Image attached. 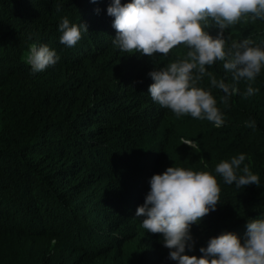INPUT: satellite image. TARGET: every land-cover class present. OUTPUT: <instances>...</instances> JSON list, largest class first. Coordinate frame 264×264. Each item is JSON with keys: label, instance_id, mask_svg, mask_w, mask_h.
I'll return each mask as SVG.
<instances>
[{"label": "trees", "instance_id": "obj_1", "mask_svg": "<svg viewBox=\"0 0 264 264\" xmlns=\"http://www.w3.org/2000/svg\"><path fill=\"white\" fill-rule=\"evenodd\" d=\"M112 2L0 0V264H177L162 234L148 233L136 216L151 177L173 166L209 172L221 189L216 210L191 226L195 244L184 254L201 256L222 233L243 242L248 222L264 219V66L251 82L234 81L222 61L206 66L210 75L197 87L216 99L220 127L178 117L151 99L148 73L189 49L153 57L120 51ZM63 18L88 28L71 48L60 43ZM224 35L226 50L245 39L264 48V20H242ZM33 44L55 50L58 62L33 73ZM212 78L237 89L226 104ZM249 83L258 91L246 96ZM251 120L255 128L246 126ZM240 154L237 175L247 165L259 185L238 188L215 172Z\"/></svg>", "mask_w": 264, "mask_h": 264}, {"label": "clouds", "instance_id": "obj_2", "mask_svg": "<svg viewBox=\"0 0 264 264\" xmlns=\"http://www.w3.org/2000/svg\"><path fill=\"white\" fill-rule=\"evenodd\" d=\"M107 14L114 17L113 45L122 52L153 57L167 56L180 45L189 49L185 59L148 73L154 81L148 88L151 99L178 117L190 115L220 127L224 120L216 99L209 91L197 87L206 74L210 75L206 66L222 61L234 81L249 82L256 79L264 66V48L251 46V41L245 39L232 42L226 50L224 35L230 26L242 20H264V0H131L126 4L113 0ZM209 19L218 29L215 37L205 30ZM59 30L60 43L71 48L88 28L83 23L70 24L63 18ZM58 60L55 50L47 45L33 44L30 48L28 62L33 73L45 71ZM211 84L225 93L221 97L225 104L237 91L223 80L212 78ZM256 91L249 83L245 95H254ZM246 126L255 128L256 122L251 120ZM183 144L192 149L198 147L192 140H184ZM244 161L245 155L234 156L230 162H220L215 172L226 184L235 183L238 188L259 185V176L247 165L242 169L244 174L237 175ZM220 191L216 177L209 172L168 167L163 174L151 177L150 191L137 207L136 216L143 218L142 227L148 233L162 234L163 246L170 250L169 258L177 264H264V219L248 222L243 242L233 233H222L211 238L206 248L199 249L201 256L184 254L195 244L191 226L216 210Z\"/></svg>", "mask_w": 264, "mask_h": 264}, {"label": "rangeland", "instance_id": "obj_3", "mask_svg": "<svg viewBox=\"0 0 264 264\" xmlns=\"http://www.w3.org/2000/svg\"><path fill=\"white\" fill-rule=\"evenodd\" d=\"M134 249H135V245L134 244H131V245H129V247H127V249H126V253H128V256L131 254H133V253H135L134 252Z\"/></svg>", "mask_w": 264, "mask_h": 264}]
</instances>
